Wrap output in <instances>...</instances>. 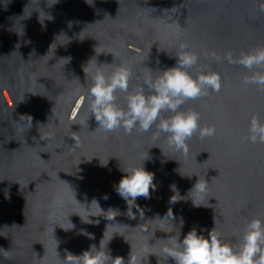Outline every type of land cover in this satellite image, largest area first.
<instances>
[{
    "label": "water",
    "instance_id": "95a60500",
    "mask_svg": "<svg viewBox=\"0 0 264 264\" xmlns=\"http://www.w3.org/2000/svg\"><path fill=\"white\" fill-rule=\"evenodd\" d=\"M261 3L0 0V264H61L65 250L80 255L102 239L125 264L145 246L154 255L143 264H173L160 252L169 236L182 239L193 228L207 236L216 227L236 243L248 221L264 220V144L246 139L251 116L264 121V91L245 86L251 72L226 59L264 46ZM181 44L199 56L193 76L211 70L222 77L218 93L183 106L216 127L212 137L193 136L187 157L164 135L154 140L155 128L105 133L86 102L77 111L98 67L106 75L129 67V91L144 86L147 94L145 80L174 66ZM124 95L117 92L122 107ZM142 163L157 187L150 199L137 198L143 219L135 208L131 219L115 187L121 168ZM198 178L209 183L208 195L195 207L188 193ZM173 184L182 198L175 204ZM110 208L119 213H106ZM170 208L174 221L163 219Z\"/></svg>",
    "mask_w": 264,
    "mask_h": 264
},
{
    "label": "clouds",
    "instance_id": "9594fccd",
    "mask_svg": "<svg viewBox=\"0 0 264 264\" xmlns=\"http://www.w3.org/2000/svg\"><path fill=\"white\" fill-rule=\"evenodd\" d=\"M259 7L261 11H264V3H261ZM51 19L50 16L49 20ZM187 48L186 44H181V50L175 55L176 64L160 71L154 80L151 78L145 80L144 84L149 90L147 94L144 86H138L134 91H129L132 75L129 67L118 65L108 75L98 67L90 77L91 85L87 96L81 97L78 102L77 111L86 102L89 118L94 116L98 125L96 129L105 133L123 129L128 135H131L134 130L143 134L155 128L154 140L164 135L170 149L181 152L187 157L188 142L193 136L198 135L200 139L212 137L216 134V127L201 125V114L192 109L184 110L183 106L189 100H197L209 95L210 91L218 93L222 87V77L216 71H199L195 76L191 74L189 69L198 64L199 56L195 52L188 51ZM212 55L215 57L216 54L212 53ZM226 59L229 63L241 65L251 72L250 76L244 77L245 86L253 85L264 91V46L247 53L241 52L238 57L228 53ZM83 71L85 72V67ZM117 92L125 94L123 107L117 103ZM166 113L168 115H165ZM73 116L75 117V113ZM22 117H27L26 120L31 125V116ZM246 139L252 144H264V121L256 114L251 116ZM149 159L151 158L147 153L143 161ZM121 171L124 175L115 187V191L126 201L127 216L136 219V213L133 212L135 208L143 219L144 210L136 201L139 197L151 198L150 190L155 191L157 187L153 182L154 173L147 171L143 163L138 167L121 168ZM208 184L205 179H197L188 193L193 206H201L200 201L208 195ZM170 188L175 193L170 197V203L175 204L182 198L175 184ZM177 196L179 199L176 198ZM5 198L10 199V196L6 194ZM104 199H108L107 195ZM93 202L98 205L95 200ZM112 212L119 213L118 210L111 208L106 213ZM105 218L113 220L115 216L108 215ZM163 219L169 221L176 219L171 208ZM87 223L92 221L88 220ZM181 225H183L182 218ZM214 225H216L215 217ZM80 234L94 239V236L85 230H81ZM106 248L107 245L102 239L99 249L96 245H90L89 249L80 255L65 250V258L60 259L61 264H125L123 257L113 258ZM160 252L163 258L170 259L173 264H264V220L257 217L248 221L236 243L224 241L221 233L216 231V227L208 231L207 236L193 228L182 239L181 235L169 236L165 239ZM4 255L7 258L5 250ZM150 255H154L150 251V246H145L139 252L131 251L127 264H143L142 258Z\"/></svg>",
    "mask_w": 264,
    "mask_h": 264
}]
</instances>
